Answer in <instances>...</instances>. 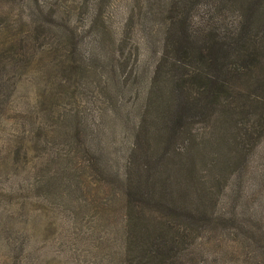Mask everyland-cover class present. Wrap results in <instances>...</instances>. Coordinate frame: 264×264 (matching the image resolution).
<instances>
[{
    "label": "rangeland",
    "instance_id": "obj_1",
    "mask_svg": "<svg viewBox=\"0 0 264 264\" xmlns=\"http://www.w3.org/2000/svg\"><path fill=\"white\" fill-rule=\"evenodd\" d=\"M200 1L188 24L207 55L220 32L229 29L237 36L243 15L226 3ZM156 5L155 0H0V264H124L120 176L136 137L144 143L137 150L144 179L148 175L142 184L152 187L157 170L148 156L167 149L184 154L185 137L204 142L210 136L207 117L218 106L206 94L212 72L203 59L170 65L176 50L168 51ZM164 52L167 61L154 71ZM182 79L191 91L187 97L174 91L185 106L178 137L174 143H151L157 107L146 115L152 126L134 128L143 97L148 88L159 93L162 83L163 92L173 90ZM209 154V149L200 154L194 169H207ZM249 168L264 171V135ZM255 180L245 195L264 216V188L253 196L260 188ZM200 235L201 244L190 252H197V264H236L239 244L225 233Z\"/></svg>",
    "mask_w": 264,
    "mask_h": 264
},
{
    "label": "trees",
    "instance_id": "obj_2",
    "mask_svg": "<svg viewBox=\"0 0 264 264\" xmlns=\"http://www.w3.org/2000/svg\"><path fill=\"white\" fill-rule=\"evenodd\" d=\"M155 1L159 4L156 6L164 39L170 46L168 51L176 50L177 58L172 57L170 65L203 59L212 72V77L207 78L206 94L218 106H211L207 117L210 136L204 142L185 137L184 154L178 149L175 152L167 149L156 158L148 156L147 160L157 170L151 176L152 187L143 185L148 175L144 179L143 164L137 154L144 143L139 137L133 145L131 142L120 176L124 200V264H135V256L139 257L136 264H197V252H190L197 241L201 244V233L208 237L225 233L229 242L239 244L240 251L233 254L236 264H264V223L261 224L264 216L259 213L261 206L256 208L257 204L245 195L253 178L258 181L256 189L260 187L253 196L264 188V171L249 168L253 149L264 135V0H253L251 6L245 0H213L218 5L226 3L224 7L237 9L243 17L237 24L235 38L229 29L227 33L213 32L218 34L217 41L211 42L212 52L207 47V55L202 52L205 46L198 42L202 38L188 24L190 10L200 0ZM200 2L209 3V0ZM254 30L261 32L253 36ZM165 55L164 52L157 59L154 71L167 61ZM161 86L165 87L166 83ZM162 87L157 92L159 99H155L157 93L147 89L134 127L139 132L152 126V117L149 121L146 117L153 116L157 107L158 120L153 123L158 125L150 135V142L158 145L174 143L178 137L185 107L181 98L191 91L183 79L173 83V90L166 86L163 92ZM235 87L238 92L233 96ZM174 98L181 105L178 109L177 104L171 109ZM208 149V168L194 169L197 157ZM263 203L262 199L260 204Z\"/></svg>",
    "mask_w": 264,
    "mask_h": 264
}]
</instances>
